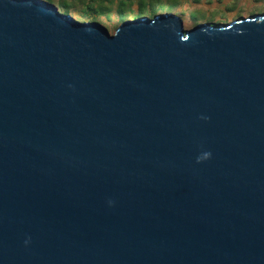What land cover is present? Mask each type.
Instances as JSON below:
<instances>
[{
    "label": "water",
    "instance_id": "95a60500",
    "mask_svg": "<svg viewBox=\"0 0 264 264\" xmlns=\"http://www.w3.org/2000/svg\"><path fill=\"white\" fill-rule=\"evenodd\" d=\"M0 264H264V13L0 0Z\"/></svg>",
    "mask_w": 264,
    "mask_h": 264
},
{
    "label": "rangeland",
    "instance_id": "374dc122",
    "mask_svg": "<svg viewBox=\"0 0 264 264\" xmlns=\"http://www.w3.org/2000/svg\"><path fill=\"white\" fill-rule=\"evenodd\" d=\"M51 1L56 6L58 11L61 12L64 11V9H68V11L70 12L68 15L74 17L76 22H79V20L83 21L80 18V16L85 14L78 12L76 10H83L82 8L84 5H82L81 3L84 0H62L61 3H59V0H51ZM114 1L117 2L118 0H113V2ZM178 1L182 2V0H178ZM111 2L112 1L108 2V0H104L101 2V4L105 6L106 4L108 5ZM183 2L184 3L181 4L180 8L185 12L184 13L182 12L183 18L180 17L179 18L184 28L192 27L191 22H194L196 24L200 23L199 19L202 18L207 20H214L216 24L218 23L225 24L234 19L248 17L250 14L264 13V0H197V1L183 0ZM62 4H65L66 6ZM136 7H137V0H133L131 9L125 11V13L133 12L136 9ZM170 8L173 9L172 7ZM111 10H116V9H111ZM197 12H201V14L199 15L200 18H195L196 16L195 13ZM111 14H116V13H111ZM87 18L90 17L88 16ZM127 20H132V19H127ZM84 22L87 23L86 21ZM100 24H102L110 34H112L114 30L120 25L116 20H108V19H102Z\"/></svg>",
    "mask_w": 264,
    "mask_h": 264
},
{
    "label": "trees",
    "instance_id": "16d2710c",
    "mask_svg": "<svg viewBox=\"0 0 264 264\" xmlns=\"http://www.w3.org/2000/svg\"><path fill=\"white\" fill-rule=\"evenodd\" d=\"M47 1L52 3L51 0H47ZM102 1H104V0H84L81 3L82 5H84L82 8L83 10H76V11L85 14V15L80 16V18L83 21H87V22L97 21V22L101 23L102 19H108V20H116L119 24H121L124 20H127V19H134V18H138V17L151 18L160 12L175 13L178 17L183 18L182 12L183 13L185 12L184 10H182L180 8L181 4L184 3L183 0H182V2H179L178 0H137V7L131 13H125V11L131 9V6L133 4V0H118L117 2H115V1L113 2V0H108V2H110V1H112V2L108 5L106 4L105 6H103L101 4ZM193 1H197V0H193ZM61 2H62V0L61 1L59 0V3H61ZM93 3H95V4H93ZM65 4H62V5H65ZM168 6L172 7L173 9H171ZM111 9H116V10H111ZM199 9H201V8H199ZM199 9H197V10H199ZM193 10H195V9H193ZM191 11H192V9H191ZM61 13L69 14L70 12L68 11V9H64V11H61ZM111 13H116V14H111ZM195 14H196L195 18H200L199 15L201 14V12H197ZM250 15H252V14H250ZM88 16L90 18H87ZM195 18H193V19H195ZM199 21L200 22L215 23L214 20H207V19H203V18L199 19ZM195 24L196 23L191 22L192 26Z\"/></svg>",
    "mask_w": 264,
    "mask_h": 264
}]
</instances>
